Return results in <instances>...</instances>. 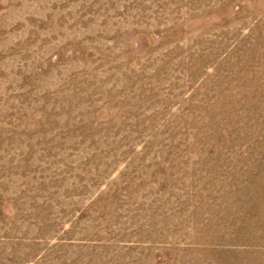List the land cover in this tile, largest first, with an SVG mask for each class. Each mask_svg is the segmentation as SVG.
I'll return each instance as SVG.
<instances>
[{
	"label": "rangeland",
	"instance_id": "rangeland-1",
	"mask_svg": "<svg viewBox=\"0 0 264 264\" xmlns=\"http://www.w3.org/2000/svg\"><path fill=\"white\" fill-rule=\"evenodd\" d=\"M0 264H264V0H0Z\"/></svg>",
	"mask_w": 264,
	"mask_h": 264
}]
</instances>
